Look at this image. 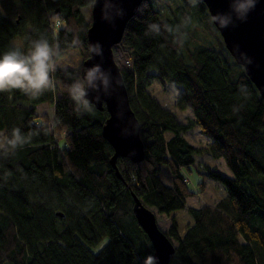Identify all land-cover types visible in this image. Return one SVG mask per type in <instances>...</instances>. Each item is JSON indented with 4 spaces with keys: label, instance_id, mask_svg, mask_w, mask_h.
<instances>
[{
    "label": "trees",
    "instance_id": "obj_1",
    "mask_svg": "<svg viewBox=\"0 0 264 264\" xmlns=\"http://www.w3.org/2000/svg\"><path fill=\"white\" fill-rule=\"evenodd\" d=\"M93 1L0 0V53L15 38L28 48L44 37L58 47L59 65L52 88L39 96L0 92V133L19 128L30 136L22 148L0 153V264H144L152 247L132 213V194L169 215L163 232L176 243L169 264H264L263 100L220 35L216 48L191 46V19L182 22L193 14L211 27L205 4L143 0L147 7L112 47L145 152L136 163L119 157L117 176L102 136L105 108L78 114L67 92L89 56L90 20L81 9ZM151 23L162 26L159 35L147 33ZM178 25L182 43L165 30ZM152 78L180 87L175 107L191 112L186 123L148 92ZM41 103L52 105V121L35 113ZM194 126L208 137L205 146L184 137ZM203 154L223 160L231 175L197 161ZM195 163L223 184L217 202L186 206L204 187L188 186L185 170ZM183 209L193 221L180 236L172 212Z\"/></svg>",
    "mask_w": 264,
    "mask_h": 264
},
{
    "label": "water",
    "instance_id": "obj_2",
    "mask_svg": "<svg viewBox=\"0 0 264 264\" xmlns=\"http://www.w3.org/2000/svg\"><path fill=\"white\" fill-rule=\"evenodd\" d=\"M142 1L111 0L105 6V14L114 19L108 22L101 18L103 0H94L86 33L89 56L84 61V67L100 63L103 69L112 73L107 94L101 91L100 99L96 101L97 93L90 92L89 98L93 99L97 110L105 108L107 112V118L102 125V136L112 147L109 163L117 176L119 172L116 161L119 157L136 163L145 156L144 144L140 138V123L130 107L128 92L112 51V47L120 42L128 20ZM229 2L230 0H205L204 4L211 17L215 13L228 12ZM120 9L123 10L122 16L116 14ZM215 28L234 62L244 69L246 76L258 90L264 105V0H258L246 21H236L235 26L230 24L225 29H219L218 26ZM95 44L102 46V57L90 52ZM116 78L122 86L116 84ZM132 198V213L151 244L152 255L157 258L156 264H169L175 251L173 241L157 225L155 213L134 194ZM59 215L61 216L60 213Z\"/></svg>",
    "mask_w": 264,
    "mask_h": 264
},
{
    "label": "clouds",
    "instance_id": "obj_3",
    "mask_svg": "<svg viewBox=\"0 0 264 264\" xmlns=\"http://www.w3.org/2000/svg\"><path fill=\"white\" fill-rule=\"evenodd\" d=\"M111 0H103L101 8V18L112 22V19L106 15V5ZM158 3V0H154ZM205 0H187V4L196 8L204 4ZM258 0H230L229 11L213 14L209 18V22L219 29H225L230 24L235 26L236 21H246L248 14L253 11ZM147 7V3H142L137 9L143 11ZM119 16L123 15L120 9ZM190 17H185L183 25L190 23ZM161 25L151 23L147 27V33L159 35L161 33ZM166 31L176 37L177 43H182L181 25L166 27ZM90 52L94 55L103 56L102 46L95 44L90 48ZM58 56V47L51 44L48 39L39 37L30 41V47L12 42L7 51L0 53V92L11 90H19L29 96H39L48 91L53 86L51 74L59 67L56 57ZM250 62V61H249ZM111 71L103 69L100 63L93 64L90 67H84L82 71L77 70V76L73 78L72 83L68 85L67 92L71 100L74 102L77 113L91 112L95 102L89 98L90 92H96V101H99V93L103 91L107 94ZM116 84L122 86L116 78ZM241 93L247 92V86H240ZM30 136H24L19 128H14L11 134L0 133V153L7 154L9 150L15 151L22 148L29 142ZM157 258L148 255L144 259V264H156Z\"/></svg>",
    "mask_w": 264,
    "mask_h": 264
},
{
    "label": "rangeland",
    "instance_id": "obj_4",
    "mask_svg": "<svg viewBox=\"0 0 264 264\" xmlns=\"http://www.w3.org/2000/svg\"><path fill=\"white\" fill-rule=\"evenodd\" d=\"M178 1L186 3V0ZM81 11L87 20H91V5L83 7ZM166 12L169 14L168 10ZM205 22L191 14V35L189 39L191 46L196 47L199 45H205L209 48H216L214 44L216 37L218 38L220 34L218 33L217 29L213 27V25H211V27L208 25L206 26ZM220 37L221 36H219V38ZM13 41L21 45L17 38L13 39L12 42ZM147 90L156 99L160 106L173 112L178 121L186 123L192 116L190 111H180L175 107V97L178 94L180 87L170 86L160 79L152 78ZM35 113L39 117L42 115H47L49 121H52L53 107L49 103H41L36 106ZM171 136L172 132H166L167 138ZM184 137L192 145L198 147L205 146L209 141L208 137L201 134L198 127L196 126L186 131L184 133ZM197 161H199L201 164L208 165L211 169H218L224 175H231L230 170L227 168L223 160H214L207 154H203L201 156H197ZM185 173L188 178V186L192 190H198L199 187H201V184L204 185L203 191L187 198L186 206L199 207L203 204H213L225 195L226 191L223 184L211 178L207 171L199 163L191 165L190 171L185 170ZM166 182L168 183V180H166ZM151 210L155 213L159 228L162 231H166L168 229L166 225L170 224L169 215L157 214L153 208H151ZM172 215H174L178 220V233L180 236H182L185 233V226L192 223V216L185 209L174 211L172 212ZM106 241L107 238H103V240L98 245L90 247V250L93 253H97L106 243ZM173 243L174 245L176 244L174 241Z\"/></svg>",
    "mask_w": 264,
    "mask_h": 264
},
{
    "label": "crops",
    "instance_id": "obj_5",
    "mask_svg": "<svg viewBox=\"0 0 264 264\" xmlns=\"http://www.w3.org/2000/svg\"><path fill=\"white\" fill-rule=\"evenodd\" d=\"M168 226H169V224L168 225H166V227L168 228ZM224 264H228V263H224Z\"/></svg>",
    "mask_w": 264,
    "mask_h": 264
}]
</instances>
